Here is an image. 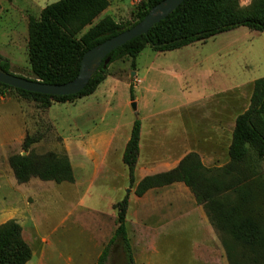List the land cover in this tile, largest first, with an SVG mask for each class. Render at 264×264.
Wrapping results in <instances>:
<instances>
[{
	"label": "rangeland",
	"instance_id": "rangeland-1",
	"mask_svg": "<svg viewBox=\"0 0 264 264\" xmlns=\"http://www.w3.org/2000/svg\"><path fill=\"white\" fill-rule=\"evenodd\" d=\"M58 1L0 0V55L10 61L13 75L34 79L29 61V20L40 19L43 10ZM147 1L109 0L110 7L92 26L105 17H112L119 24L134 23V13ZM238 1L241 8L251 9L254 0ZM81 36L74 41L78 43ZM66 42L63 35L58 36L57 50L66 48ZM112 66V74L120 79L131 78L129 59ZM117 66H125L130 71L115 72ZM137 77L143 81L138 94V117L127 104L130 89L126 81H120L112 102L113 112L109 115L104 110L109 102L95 95L74 104H54L49 109H41L11 91L0 90L29 104L32 108L27 109L28 118L37 124V131L28 135L37 139L28 153L22 145L14 148L11 155L66 156L65 137L89 135L102 118L109 124L121 125L137 119L146 122L147 117L177 125L185 120L194 122L198 101L200 158L206 168L221 169L230 163L229 149L236 118L248 111L254 84L264 78V34L241 27L220 34L206 44L196 43L173 52L161 54L147 48L137 59ZM9 165V161H0V173H7ZM79 179L77 187L36 178L24 186L12 183L10 191H3L4 186H0V226L15 222L21 227L23 239L32 252L28 264L98 263L105 238L111 235L112 222L101 213L111 192L106 189L101 192L99 183L87 193L82 176ZM219 181L223 186L236 185L234 190L217 198L233 219L239 222L254 218L264 232V159L250 149L239 169L230 176L221 173ZM235 208L237 213L233 212ZM213 228L219 237L220 255L229 264H264V258L251 248ZM184 249L187 251V243L173 244L167 249L165 255H170L167 264H181L179 255ZM256 252L261 254V249ZM122 257L119 249L114 250L107 264H121Z\"/></svg>",
	"mask_w": 264,
	"mask_h": 264
},
{
	"label": "trees",
	"instance_id": "trees-1",
	"mask_svg": "<svg viewBox=\"0 0 264 264\" xmlns=\"http://www.w3.org/2000/svg\"><path fill=\"white\" fill-rule=\"evenodd\" d=\"M165 0H148L134 13V23L119 24L112 17H105L92 26L109 7V0H59L46 7L40 19L30 18L29 61L34 79L48 85H65L74 81L80 73L83 56L93 48L130 30ZM89 26L90 30L81 36ZM264 34V0H254L251 9L241 8L238 0H186L181 7L166 20L156 25L148 36H141L110 55L107 67L102 66L87 88L74 96L51 97L14 89L0 83V90L11 91L26 101L36 103L41 109L52 105L74 104L93 96L110 76L113 64L129 59L132 72L136 71V60L147 48L157 53H168L196 43L206 44L216 36L238 28ZM63 35L68 46L58 51L55 43ZM80 37L78 43L75 38ZM0 68L11 73V63L0 55ZM135 82L130 87V98L135 102ZM5 95L4 92H0ZM141 121L134 122L130 140L124 153V164L130 172L131 183H135V170L140 153ZM37 139L27 136L23 150L28 153ZM253 149L260 159H264V78L255 82L251 105L248 111L236 119V125L229 149L230 163L216 171L203 164L200 155L191 153L178 168L160 175L144 179L135 194L142 197L151 189L163 188L175 183H183L194 194L198 204L203 206L211 224L222 232L233 236L246 247L264 258V232L254 218L235 221L219 203L221 193L234 190L236 185H222L219 176H230L236 172ZM17 182L29 183L33 178L44 182L74 184L75 174L66 156L47 154L37 156L16 155L9 159ZM237 184V183H236ZM238 185V184H237ZM243 198V197H242ZM243 200H245L243 198ZM128 198L115 205L117 230L104 248L97 264H107L114 250H120L125 264H134L133 251L128 236ZM238 212V208L233 210ZM261 249V254L256 252ZM32 259L29 245L22 236V229L15 222L0 226V264H28Z\"/></svg>",
	"mask_w": 264,
	"mask_h": 264
},
{
	"label": "crops",
	"instance_id": "crops-1",
	"mask_svg": "<svg viewBox=\"0 0 264 264\" xmlns=\"http://www.w3.org/2000/svg\"><path fill=\"white\" fill-rule=\"evenodd\" d=\"M124 67L117 66L115 72L125 74L130 71L131 67L128 70ZM112 68L108 79L94 94L95 97L109 102L104 109L109 115L113 112L112 102L117 88L121 86L120 81H126L130 89L134 80L138 112V94L143 81L137 77V60L136 71H130V79H120L115 73L112 74ZM127 100V104L131 105L130 95ZM195 105L197 121L194 122L185 120L177 125L151 117H147L146 122L141 121L140 153L134 184L123 161L134 123L109 124L102 118L100 125L89 135L64 139L67 157L76 178L74 184L68 185L77 187L82 176L83 187H87L85 192L91 193L99 183L101 192L105 189L111 192L101 212L112 222L111 235L105 238L104 248L117 230V212L114 207L128 198L127 227L134 264H167L168 260L170 262V255H165L167 249L178 243H187L189 249L180 251L181 264H229L227 258L220 255L219 237L204 207L198 204L194 194L183 183L151 189L142 197L135 194L144 179L178 168L191 153L199 155V102ZM29 107L26 102L0 94V161H9L13 149L22 146L27 136L37 131V124L28 118ZM6 172L0 173V186H4L3 191H10L12 183L15 186L20 184L10 165ZM122 258L121 264H125L124 256Z\"/></svg>",
	"mask_w": 264,
	"mask_h": 264
},
{
	"label": "water",
	"instance_id": "water-1",
	"mask_svg": "<svg viewBox=\"0 0 264 264\" xmlns=\"http://www.w3.org/2000/svg\"><path fill=\"white\" fill-rule=\"evenodd\" d=\"M185 1L165 0L161 2L139 24L88 51L83 56L79 76L68 84L61 86L48 85L40 81H32L15 76L5 72L1 68L0 83L14 89L51 97L78 95L87 88L102 66L107 67L110 64L111 54L141 36H148L156 25L175 13ZM131 106L135 115L138 116L137 104L134 102Z\"/></svg>",
	"mask_w": 264,
	"mask_h": 264
}]
</instances>
